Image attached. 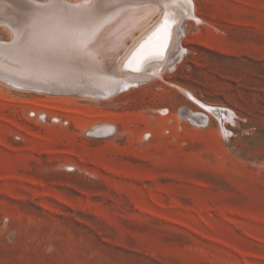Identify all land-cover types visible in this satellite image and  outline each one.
Returning <instances> with one entry per match:
<instances>
[{"label": "rangeland", "instance_id": "rangeland-1", "mask_svg": "<svg viewBox=\"0 0 264 264\" xmlns=\"http://www.w3.org/2000/svg\"><path fill=\"white\" fill-rule=\"evenodd\" d=\"M192 1L158 78L105 99L0 78V264H264V0ZM156 17L103 25L99 62Z\"/></svg>", "mask_w": 264, "mask_h": 264}, {"label": "bare ground", "instance_id": "bare-ground-1", "mask_svg": "<svg viewBox=\"0 0 264 264\" xmlns=\"http://www.w3.org/2000/svg\"><path fill=\"white\" fill-rule=\"evenodd\" d=\"M6 2L11 3L10 16L2 14L0 22L13 28L14 41L8 46L0 43V78L18 89L26 86L43 91L79 89V94L99 99L112 96L143 79L160 77L169 68L175 48L178 57L181 56L178 47L180 34L184 33L181 24L190 20L201 22L195 14L192 0L188 3H181L180 0H90L89 8L97 19L88 29L68 24L56 9L49 8L47 4L0 0L1 5ZM79 2L65 0L73 15L81 11L79 5L83 0ZM98 6L100 11L97 14ZM38 10L44 11L38 14ZM135 13L144 16L156 13L157 17L131 39L110 65L104 59L100 63L98 51L92 45L97 31L120 15ZM165 19L175 22L167 37L158 34V28ZM20 24L27 26V33L19 40L18 30L13 26ZM83 41H86L84 46L81 45ZM186 94L205 110L203 115L207 118V113L214 116L215 112H219V118L214 117L219 120L222 132H229L226 125L233 121L232 110L202 104L192 93L190 96L186 91Z\"/></svg>", "mask_w": 264, "mask_h": 264}, {"label": "snow or ice", "instance_id": "snow-or-ice-1", "mask_svg": "<svg viewBox=\"0 0 264 264\" xmlns=\"http://www.w3.org/2000/svg\"><path fill=\"white\" fill-rule=\"evenodd\" d=\"M144 2H148V0H144ZM181 3H188L189 0H180ZM90 0H83V3L79 5L81 11L77 15H73L71 10L68 8L65 0H47V5L51 9H56L63 18L68 22L70 25H74L76 27H82L85 29L90 28L92 24L97 19V16L92 13L89 8ZM44 10H38V14H42ZM100 11L98 6L97 14ZM174 21H170L165 19L163 23L158 28V34L162 33L165 37L168 36L170 29L174 27ZM71 34V33H69ZM86 41L81 42V45L84 46Z\"/></svg>", "mask_w": 264, "mask_h": 264}]
</instances>
